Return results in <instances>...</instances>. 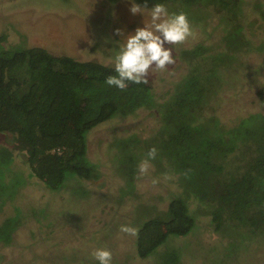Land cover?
<instances>
[{
  "label": "rangeland",
  "instance_id": "rangeland-1",
  "mask_svg": "<svg viewBox=\"0 0 264 264\" xmlns=\"http://www.w3.org/2000/svg\"><path fill=\"white\" fill-rule=\"evenodd\" d=\"M135 3L148 9L134 15L130 0H0V34L7 35L8 44L42 47L54 55L114 67L119 47L143 27V21L149 22L150 8L156 4L155 0ZM164 5L170 13L187 14L192 35L182 44L165 45L172 49L174 64L162 71L150 69L148 84L157 102L166 100L189 72L188 63L207 65L205 58L210 55L226 54L227 63L215 67L220 85L208 114H215L227 127L253 113L264 115V0H240L231 12L209 4L189 9L171 2ZM228 32L239 33L240 41L226 42ZM196 45L210 53L193 61L184 59L182 52ZM161 128L156 109H138L133 115L120 114L100 123L87 135V158L96 164L99 178L73 176L52 195L43 194L41 184L27 175L26 153L17 147L12 169L24 173L27 181L13 200L0 205V225L20 210L11 240L0 242V264H99L91 252L100 247L111 251V264H155L162 252L172 248L180 264H264V230H215L210 207L195 197L189 200L196 223L191 231L168 236L146 258L137 255L136 236L122 233L120 226L138 229L183 191L173 170L160 171L152 160L148 173L140 175L138 164L147 158L144 152L129 185L131 181L119 170L116 144L131 137L143 145L144 140L157 138ZM0 143L11 149L20 145L8 133L0 134Z\"/></svg>",
  "mask_w": 264,
  "mask_h": 264
},
{
  "label": "trees",
  "instance_id": "trees-1",
  "mask_svg": "<svg viewBox=\"0 0 264 264\" xmlns=\"http://www.w3.org/2000/svg\"><path fill=\"white\" fill-rule=\"evenodd\" d=\"M155 2L186 9L209 4L231 12L240 0ZM240 37L229 32L225 36L231 43ZM7 41V35L0 34V134L15 135L20 145L11 149L0 143V205L13 200L27 181L24 173L12 169L17 147L26 153L27 175L41 184L43 194L52 195L73 176L99 178L96 164L87 158V135L92 128L116 115L156 109L162 122L157 138L144 140L143 145H138L137 138L117 140L119 170L132 184L142 152L155 147L154 165L160 171L173 170L183 192L172 196L160 214L139 225L137 255L146 258L168 236L191 231L196 225L189 208L193 197L210 207L215 230H264V115L253 113L227 127L215 114H208L220 85L215 67L227 63L226 54L210 55L205 58L207 65L188 63L189 72L166 100L157 102L148 83L127 82L125 90L107 85L106 77L116 75L113 66ZM208 53L207 47L196 45L182 55L193 61ZM165 162L168 168L163 167ZM19 214L18 209L0 225L1 243L11 240ZM155 264H180L177 251L162 252Z\"/></svg>",
  "mask_w": 264,
  "mask_h": 264
},
{
  "label": "clouds",
  "instance_id": "clouds-1",
  "mask_svg": "<svg viewBox=\"0 0 264 264\" xmlns=\"http://www.w3.org/2000/svg\"><path fill=\"white\" fill-rule=\"evenodd\" d=\"M144 9L135 0H130L129 11L132 14H142ZM192 35L190 22L184 12H169L162 3H156L150 8V20L143 27H137L127 36L126 41L118 49L114 57L116 75L106 77V84L125 90L127 82L135 84L148 83L150 69L164 70L175 63L173 52L165 45L184 43ZM157 149L151 147L146 153V159L138 164L140 175H146L149 161L156 158ZM153 183H156L154 180ZM120 231L136 236L138 229L130 225H121ZM91 256L99 264H111L112 253L106 247L96 248Z\"/></svg>",
  "mask_w": 264,
  "mask_h": 264
}]
</instances>
